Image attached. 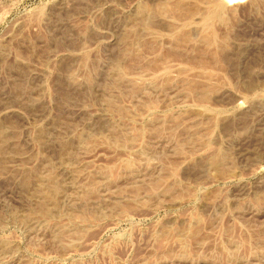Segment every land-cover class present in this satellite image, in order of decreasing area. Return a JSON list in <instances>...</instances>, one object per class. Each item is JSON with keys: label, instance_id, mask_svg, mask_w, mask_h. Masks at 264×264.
<instances>
[{"label": "rangeland", "instance_id": "374dc122", "mask_svg": "<svg viewBox=\"0 0 264 264\" xmlns=\"http://www.w3.org/2000/svg\"><path fill=\"white\" fill-rule=\"evenodd\" d=\"M0 264H264V0H0Z\"/></svg>", "mask_w": 264, "mask_h": 264}, {"label": "bare ground", "instance_id": "6f19581e", "mask_svg": "<svg viewBox=\"0 0 264 264\" xmlns=\"http://www.w3.org/2000/svg\"><path fill=\"white\" fill-rule=\"evenodd\" d=\"M233 1V0H232ZM235 1V0H234Z\"/></svg>", "mask_w": 264, "mask_h": 264}]
</instances>
